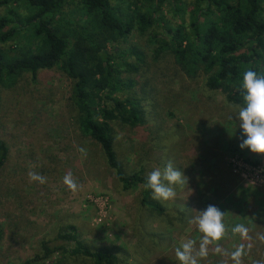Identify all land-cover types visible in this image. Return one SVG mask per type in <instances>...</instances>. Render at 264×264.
<instances>
[{
    "label": "rangeland",
    "instance_id": "obj_1",
    "mask_svg": "<svg viewBox=\"0 0 264 264\" xmlns=\"http://www.w3.org/2000/svg\"><path fill=\"white\" fill-rule=\"evenodd\" d=\"M113 4L125 9L123 4ZM159 16L165 25L177 26L180 21L170 3L164 4ZM184 17L188 23V14ZM126 42L123 47L134 44L145 55L144 65L133 77L136 91L141 86L147 95L145 126L115 128V149L126 170L143 165L148 174L163 168L167 157L188 178L183 198L196 210L217 204L214 189L224 188L223 180L229 177L242 187L264 189V155L239 147L242 130L236 109L220 94L206 90L203 75L190 79L171 55H156L154 46L136 31ZM70 89L71 80L53 68L39 71L34 79L25 74L0 90V139L9 150L0 170V264H22L38 252L39 240L61 222L76 225L82 238L92 244L128 250L135 257L130 264H180L175 249L196 237L197 227L182 228L173 220L176 212L167 210L176 226L171 230L165 218L138 207V189L122 190L99 146L80 134ZM155 143L165 153L155 151ZM80 147L87 150L86 156L78 151ZM246 158L260 164L247 163ZM30 171L46 176L47 183L30 181ZM68 172L82 185L80 191L73 193L64 185ZM171 203L167 201L166 206ZM152 230L167 235L170 245L154 248L156 238L148 235ZM230 242L228 236L218 242L222 253L210 245L209 255L200 264H234L230 254L236 249ZM149 248L154 250L146 253ZM244 248L242 264H253L250 255L261 248L251 244Z\"/></svg>",
    "mask_w": 264,
    "mask_h": 264
},
{
    "label": "trees",
    "instance_id": "obj_2",
    "mask_svg": "<svg viewBox=\"0 0 264 264\" xmlns=\"http://www.w3.org/2000/svg\"><path fill=\"white\" fill-rule=\"evenodd\" d=\"M165 3H170L173 16H180L177 26L161 21ZM0 12V90L25 74L34 79L41 70L61 71L71 80L69 99L80 134L99 146L122 190L138 189V207L165 218L171 230L176 226L167 210L176 212L172 219L182 228L193 225L189 219L202 210L183 198L188 182L176 188L177 196L167 207V201L154 200L145 188L148 174L143 165L127 171L117 156L115 128L137 130L146 123L147 95L141 86L136 91L133 77L145 55L134 44L123 45L136 31L154 46L156 55H171L185 76L203 75L206 90L220 94L228 105L242 104L243 72L250 67L260 71L257 64H264V0H0ZM159 145L155 143L154 150L165 153ZM8 155L0 139V170ZM245 162L260 164L248 158ZM174 167L182 171L180 165ZM223 182L224 188L214 189L218 203L213 205L225 212L226 236L232 239L228 245L261 248L250 255L255 264L264 259V241L258 239L264 229V189L242 187L231 177ZM237 224L249 228L251 239L231 232ZM148 235L156 238L154 248L170 245L161 232ZM193 235L198 241L202 234L196 228ZM38 248L22 264H130L135 259L124 248L92 244L76 225L62 222L39 240Z\"/></svg>",
    "mask_w": 264,
    "mask_h": 264
},
{
    "label": "clouds",
    "instance_id": "obj_3",
    "mask_svg": "<svg viewBox=\"0 0 264 264\" xmlns=\"http://www.w3.org/2000/svg\"><path fill=\"white\" fill-rule=\"evenodd\" d=\"M260 71L251 67L245 70L241 80L242 104H237L236 119L239 121V128L242 130L239 147L248 149L254 154L264 155V64H257ZM83 155L87 150L78 148ZM30 181H38L40 184L47 183V177L30 171ZM188 178L183 171L174 167L169 161L164 168L156 167L147 175L145 188L150 189L152 198L157 201H171L177 196L176 186L187 183ZM64 185L73 193L81 190L82 185L71 172L63 177ZM198 214L189 219V223L197 227L202 234L196 239H187L175 249V256L180 264H200V260L209 255V246L216 245L215 251L222 253L218 242L227 234V227L224 223L225 212L215 205L209 204L205 210L197 211ZM233 234H239L245 239H251L249 229L243 224L232 227ZM264 241V236H258ZM226 254V253H225ZM246 254L244 245L231 252L230 256L234 264H242V257ZM255 264H264V259L257 260Z\"/></svg>",
    "mask_w": 264,
    "mask_h": 264
}]
</instances>
